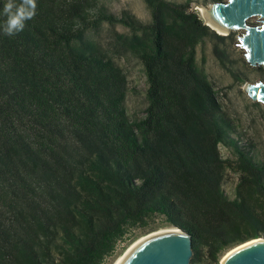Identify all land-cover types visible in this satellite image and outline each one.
<instances>
[{"label": "trees", "instance_id": "1", "mask_svg": "<svg viewBox=\"0 0 264 264\" xmlns=\"http://www.w3.org/2000/svg\"><path fill=\"white\" fill-rule=\"evenodd\" d=\"M142 1L147 22L99 0H36L22 31L0 30V264H102L153 216L189 235V264L264 239V160L231 136L195 63L197 44L227 35L188 13L196 0ZM102 23L129 30L118 37L146 84L137 118L124 72L86 36Z\"/></svg>", "mask_w": 264, "mask_h": 264}, {"label": "rangeland", "instance_id": "2", "mask_svg": "<svg viewBox=\"0 0 264 264\" xmlns=\"http://www.w3.org/2000/svg\"><path fill=\"white\" fill-rule=\"evenodd\" d=\"M99 1L113 14H118L125 9L143 22L149 20L148 10L142 0ZM196 1L204 2L207 6L213 1L226 0ZM242 31V28L229 30L225 34L227 35L226 38L221 41L211 37L205 38L203 42L195 47V63L212 85L224 115L234 128L231 136L235 137L241 144H249L256 160H264V106L260 102L250 99L244 90L246 83L264 81V64L250 65L247 62L244 57V49L238 45V35ZM128 33L129 30L118 23L113 25L102 23L98 28L87 31L86 36L94 40L124 72L127 88L123 106L128 117L133 119L143 114L146 103L144 94L146 84L139 60L125 49L123 41L118 37L122 34L127 36ZM213 47L224 52V66L233 71L236 78H233L226 71V68L218 62L212 52ZM218 149L222 157H232L228 148L219 145ZM235 180V175L227 171L222 188L228 196L232 195ZM165 228H170V226L162 220L161 216L151 217L145 227L131 228L124 238L117 242L114 252L105 257L102 264H113L123 250L125 251L133 242L148 234V232L151 233ZM223 256L219 257L216 264H222ZM200 264L213 263L205 257H201Z\"/></svg>", "mask_w": 264, "mask_h": 264}, {"label": "water", "instance_id": "3", "mask_svg": "<svg viewBox=\"0 0 264 264\" xmlns=\"http://www.w3.org/2000/svg\"><path fill=\"white\" fill-rule=\"evenodd\" d=\"M197 6L202 9L210 25L202 19L203 23L216 34L220 33L212 27L225 32L220 35L242 28L243 31L238 35V45L244 49L245 59L250 65L264 64V0L213 1L207 6L192 2L188 13ZM244 90L250 99L264 106V81L246 83ZM170 228L138 241L116 264H189L192 255L189 235L177 227ZM256 238L260 239L238 247L225 256L221 263L264 264V239Z\"/></svg>", "mask_w": 264, "mask_h": 264}, {"label": "clouds", "instance_id": "4", "mask_svg": "<svg viewBox=\"0 0 264 264\" xmlns=\"http://www.w3.org/2000/svg\"><path fill=\"white\" fill-rule=\"evenodd\" d=\"M36 0H7L3 5V16L5 17L0 30L6 36H14L22 31L25 27V22L32 19L36 14Z\"/></svg>", "mask_w": 264, "mask_h": 264}, {"label": "bare ground", "instance_id": "5", "mask_svg": "<svg viewBox=\"0 0 264 264\" xmlns=\"http://www.w3.org/2000/svg\"><path fill=\"white\" fill-rule=\"evenodd\" d=\"M196 10L198 11V13H199V15L200 16H202V9L200 8V7H198L197 6V8H196ZM203 20H204V22L205 23H208L209 24V22L207 21V19L205 18V16H204V14H203V16L201 17ZM210 25V24H209ZM212 27V26H211ZM216 32H218V33H220V34H224L225 32H219L217 29H215L214 27H212ZM162 230H171V228H165V229H161V230H158V231H162ZM158 231H155V232H151V233H148V234H146V235H144V236H142L141 238H139L138 240H136L135 242H133V244L131 245V246H129L124 252H123V254H121L116 260H115V262L113 263V264H116L138 241H140V240H142V239H144V238H146V237H148V236H150V235H152V234H154V233H156V232H158ZM260 238H257V239H252V240H249V241H246V242H244V243H242V244H239V245H237V246H235L234 248H232V249H230L229 251H227L226 252V254L223 256V258L225 257V256H227L228 254H230L232 251H234L235 249H237L238 247H241V246H243V245H245V244H247V243H249V242H251V241H258ZM222 258V259H223Z\"/></svg>", "mask_w": 264, "mask_h": 264}]
</instances>
